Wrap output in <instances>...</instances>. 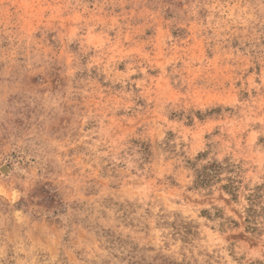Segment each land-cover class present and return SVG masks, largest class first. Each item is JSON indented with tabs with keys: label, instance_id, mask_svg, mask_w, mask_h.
I'll return each instance as SVG.
<instances>
[{
	"label": "rangeland",
	"instance_id": "obj_1",
	"mask_svg": "<svg viewBox=\"0 0 264 264\" xmlns=\"http://www.w3.org/2000/svg\"><path fill=\"white\" fill-rule=\"evenodd\" d=\"M0 264H264V0H0Z\"/></svg>",
	"mask_w": 264,
	"mask_h": 264
}]
</instances>
